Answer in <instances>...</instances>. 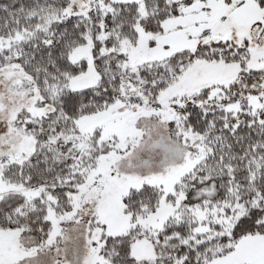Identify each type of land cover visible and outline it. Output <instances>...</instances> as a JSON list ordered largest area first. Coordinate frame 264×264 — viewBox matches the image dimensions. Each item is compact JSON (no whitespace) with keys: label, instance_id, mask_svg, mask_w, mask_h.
<instances>
[{"label":"snow or ice","instance_id":"obj_1","mask_svg":"<svg viewBox=\"0 0 264 264\" xmlns=\"http://www.w3.org/2000/svg\"><path fill=\"white\" fill-rule=\"evenodd\" d=\"M0 264H264V0H0Z\"/></svg>","mask_w":264,"mask_h":264}]
</instances>
